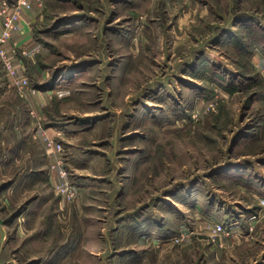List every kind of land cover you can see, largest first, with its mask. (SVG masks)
<instances>
[{
    "label": "rangeland",
    "instance_id": "obj_1",
    "mask_svg": "<svg viewBox=\"0 0 264 264\" xmlns=\"http://www.w3.org/2000/svg\"><path fill=\"white\" fill-rule=\"evenodd\" d=\"M29 26L0 58V264H264V0Z\"/></svg>",
    "mask_w": 264,
    "mask_h": 264
},
{
    "label": "built area",
    "instance_id": "obj_2",
    "mask_svg": "<svg viewBox=\"0 0 264 264\" xmlns=\"http://www.w3.org/2000/svg\"><path fill=\"white\" fill-rule=\"evenodd\" d=\"M31 1H34L39 7L42 5V0H2L0 3V58L3 60L4 68L10 74H14L15 69L9 54L15 53L16 46H10L12 44L11 35L18 31L21 12L23 9L31 8ZM15 85L18 90H22L27 85V79L21 76L15 80Z\"/></svg>",
    "mask_w": 264,
    "mask_h": 264
},
{
    "label": "crops",
    "instance_id": "obj_3",
    "mask_svg": "<svg viewBox=\"0 0 264 264\" xmlns=\"http://www.w3.org/2000/svg\"><path fill=\"white\" fill-rule=\"evenodd\" d=\"M39 11V6L35 4L34 1H31V8L30 9H23L20 15L19 24H18V31L14 32L12 35V40L17 43L18 45H23L24 41H26V31L30 30V23L36 17V14ZM28 30V31H29Z\"/></svg>",
    "mask_w": 264,
    "mask_h": 264
}]
</instances>
